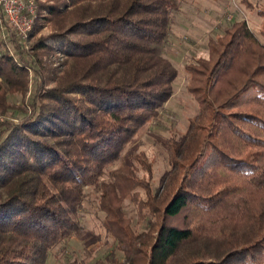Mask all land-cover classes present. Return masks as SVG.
Segmentation results:
<instances>
[{"label": "trees", "instance_id": "1", "mask_svg": "<svg viewBox=\"0 0 264 264\" xmlns=\"http://www.w3.org/2000/svg\"><path fill=\"white\" fill-rule=\"evenodd\" d=\"M36 1L47 16L35 30L53 25L68 69L39 87L31 115L0 123V264H47L82 233L91 194L103 245L115 249L94 264H264V7L243 0L262 19L260 37L236 21L185 65L199 111L164 143L170 169L156 184L145 153H125L174 95L179 71L165 53L182 0ZM7 44L0 110L28 77ZM34 47L54 50L45 38Z\"/></svg>", "mask_w": 264, "mask_h": 264}, {"label": "rangeland", "instance_id": "2", "mask_svg": "<svg viewBox=\"0 0 264 264\" xmlns=\"http://www.w3.org/2000/svg\"><path fill=\"white\" fill-rule=\"evenodd\" d=\"M256 8L264 7V0H247ZM221 2V1H220ZM37 21L47 16L46 12L39 15V3ZM256 8H249L243 0H227L219 3V0H182L181 11L174 16L172 23V35L165 56L179 71V76L174 83V95L168 102L162 113L161 121L146 127L126 150L125 156L133 153H145L152 161L155 183L167 172L169 159L165 142L172 133L183 134L189 127V119L197 115L199 108L196 101L187 91L188 78L184 67L196 58L208 57V41L223 33L224 27L236 21L247 20L250 27L260 37L262 19L257 15ZM233 16L232 20L228 17ZM35 28L31 35L30 45L27 50L15 42L4 39L0 33V39L6 41L5 49L14 61L27 71L26 87L21 93L7 97L8 108L0 110V123L5 121H18L26 115L32 114L33 104L38 89L46 81L47 89L54 88L68 69L67 56L61 51V42L52 37L54 27L44 23L40 31ZM45 38V45L54 50L46 54V51H35L36 42ZM18 46L20 48H18ZM22 52V53H21ZM24 60V62H23ZM50 78V79H49ZM1 83V81H0ZM256 97L255 91H251L232 106L244 105ZM118 167V165L116 166ZM128 216L135 217L136 212L130 200L124 202ZM103 213L98 211L96 196L91 194L85 199V211L81 213L80 223L82 233L72 237L65 245L55 248L48 258L47 264H68L75 259H83L84 252L94 250V264L99 259L109 256L115 249L106 248L100 235V220ZM117 256L120 254L116 252Z\"/></svg>", "mask_w": 264, "mask_h": 264}, {"label": "built area", "instance_id": "3", "mask_svg": "<svg viewBox=\"0 0 264 264\" xmlns=\"http://www.w3.org/2000/svg\"><path fill=\"white\" fill-rule=\"evenodd\" d=\"M37 16L36 0H0V33L4 39H14L21 49L27 50ZM228 19L232 20L233 16Z\"/></svg>", "mask_w": 264, "mask_h": 264}, {"label": "crops", "instance_id": "4", "mask_svg": "<svg viewBox=\"0 0 264 264\" xmlns=\"http://www.w3.org/2000/svg\"><path fill=\"white\" fill-rule=\"evenodd\" d=\"M220 1H221V2H220ZM226 1H227V0H219V3L222 4V2L225 3ZM244 3H245V2H244ZM245 4H246V3H245Z\"/></svg>", "mask_w": 264, "mask_h": 264}]
</instances>
